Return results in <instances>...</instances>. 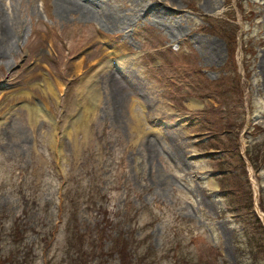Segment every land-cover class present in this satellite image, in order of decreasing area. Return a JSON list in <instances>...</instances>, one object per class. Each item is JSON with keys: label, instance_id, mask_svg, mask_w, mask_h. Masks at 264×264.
<instances>
[{"label": "rangeland", "instance_id": "374dc122", "mask_svg": "<svg viewBox=\"0 0 264 264\" xmlns=\"http://www.w3.org/2000/svg\"><path fill=\"white\" fill-rule=\"evenodd\" d=\"M73 2L0 0V264H264V0Z\"/></svg>", "mask_w": 264, "mask_h": 264}, {"label": "bare ground", "instance_id": "6f19581e", "mask_svg": "<svg viewBox=\"0 0 264 264\" xmlns=\"http://www.w3.org/2000/svg\"><path fill=\"white\" fill-rule=\"evenodd\" d=\"M85 1L87 3L86 4L87 8L92 7V9L90 10L93 11L95 8H98L96 12H98L100 15L102 14V16L105 17L106 19L108 20L111 18L115 19L114 17L115 15L113 16L110 12L105 10L104 6L99 2V0H85ZM71 2H73V0H60V3H61L60 6L61 8L63 7L65 9H68L69 11H72L74 10L75 7H77V5H75L77 3L73 2L72 4ZM8 15H9L8 13H5L1 11L0 9V58H3L10 50L13 49V47L17 45L18 38L20 36V33L17 30L16 26H14L15 24L12 23L13 19L10 18V16ZM213 52H215V49H213ZM114 55L116 56L115 53ZM119 56H118V59H112L111 61H109L108 66H110L111 64L119 65L118 63H123L124 62L123 55H119ZM88 80H89L88 84L86 85V83H84L83 87L85 88V85L89 86L90 95L94 93L95 97L93 98L95 100L97 99L98 94H99L97 86H95L97 85V75L93 74ZM110 85L111 87L113 86L112 83H110ZM124 85H127V84H124Z\"/></svg>", "mask_w": 264, "mask_h": 264}, {"label": "trees", "instance_id": "16d2710c", "mask_svg": "<svg viewBox=\"0 0 264 264\" xmlns=\"http://www.w3.org/2000/svg\"><path fill=\"white\" fill-rule=\"evenodd\" d=\"M248 158L251 161L250 163H252V165L254 167H256V168L259 167V164L257 163L258 161H256L253 157H250V156ZM73 202H76V201L74 200ZM91 202L92 203H95L93 200ZM256 220H257V223H259V225H261V226H259V228L261 229V232L263 234L262 236L264 237V231H263L264 229L262 227V222L260 221V219L258 217H257ZM15 227H16V230H15V234H16L15 241L19 244V242H22V240L25 239L24 236H26V232H25L24 229H23L24 231H22L21 227L18 224H15ZM68 227H69V229L72 232V234H73L74 237H76L78 239H82L83 238V234H81L80 228L78 226L70 225ZM120 236L121 235H119L118 237H120ZM250 242H252V238H251ZM254 246L255 245H252L251 244L250 245L251 248H248V252H246V251L242 252L241 253V256L244 257V256L248 255V256H250L249 258H251L253 260L252 261L253 264H259V262L257 261V259L255 257L256 251H255V247ZM79 249L82 251V250L85 249V247H81ZM19 250H20L19 251V257L20 256L23 257L22 248H20ZM114 250L120 254V256H121V258L123 260V263L122 264H132V261H130L131 257L130 258L127 257L128 256V253L127 252L130 251V244L127 242L126 239L124 241H123V238L118 239L117 242H116V244H114ZM13 253H15V252H13ZM257 253H258V251H257ZM25 254H26V252H25ZM148 254L149 255H147V259H149V260L147 261L146 258H145L146 263H148V264H156V261H158V259L157 260H156V258H155V260L153 259V253L152 252H149ZM21 257L19 258V260H16V262L18 264H31L30 262H28V261L25 260L26 259L25 258L26 257L25 255H24L23 259ZM78 258L81 259L83 262H85V261L87 262L85 253H82L77 258H74V261L77 262L78 261ZM142 260H144V258Z\"/></svg>", "mask_w": 264, "mask_h": 264}]
</instances>
